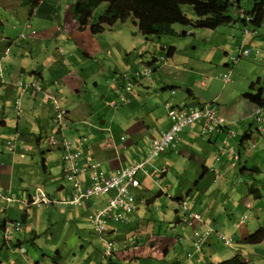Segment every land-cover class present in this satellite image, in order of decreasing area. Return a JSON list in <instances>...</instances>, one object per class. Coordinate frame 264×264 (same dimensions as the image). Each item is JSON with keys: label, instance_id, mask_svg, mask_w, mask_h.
<instances>
[{"label": "crops", "instance_id": "0c3cea01", "mask_svg": "<svg viewBox=\"0 0 264 264\" xmlns=\"http://www.w3.org/2000/svg\"><path fill=\"white\" fill-rule=\"evenodd\" d=\"M34 1L0 0V59L4 56L7 49L10 50L9 55L2 62L3 68L0 71V193L4 195L12 194L18 199L16 201L18 203L10 205L0 202V264H22V260H26L24 255H22V252H26L25 244L29 241L31 242L30 245L37 248L39 247L37 244L38 239H43L44 237L50 238V242L48 241L47 243V250H43L45 257L51 259L49 264H151L143 262L145 257H143V254L138 253L139 248L149 243V237H156L162 240L167 238V236L171 237L172 240L163 251H158L154 243L152 247L155 252L149 254L147 258L154 257L157 264H167L168 261L170 264H200V262L194 261L196 259L194 258L195 255L193 259L186 258L188 253L196 254L192 246V229L184 222L181 208L182 201L187 199H191L190 203L193 210L203 215L205 225L221 232L227 227L230 228L232 235H236V244L227 251V255L232 254L231 250H234L232 256L240 253L244 258L252 262L251 256L254 255L258 256V263H264V245L259 247L241 243V240L250 235L256 226L262 227L260 216L257 218V225L255 222H249L245 227L238 229V219L246 214H238L236 216L233 212V210L247 211L248 209H254L256 206L250 200L253 198L250 187L258 189L254 186L257 181L249 180L245 182L243 175L249 174L241 172V168H257L261 172V168L256 164L257 159L262 160V156L260 153L252 151L251 145H253L252 141L256 132L260 137H263L259 131V126L252 117L255 105L243 98L246 92H239L237 86L231 89L230 99L225 107L219 105L223 95L215 98L208 97L211 87L205 85L206 80H202L200 83V87H205V90L200 89L201 92H196L195 90L199 89L197 86L199 85L198 81L192 82V84L184 81L185 87L190 86V88L185 90L186 95L182 97L180 96L182 91L180 92V87L176 83L167 80L160 88L154 80L153 74L150 84L149 81L139 82L134 91L127 96L129 103L137 107L140 106L138 101L142 94H146V96L151 92H156L157 94L159 89L163 92H170L171 98L175 99V104L168 103L175 108L196 109L213 104L217 107L219 114L227 119V130H231L237 135V138L233 140V145L241 155V159L235 161L234 156H225L222 157L220 163L216 164L214 163V157L220 150L221 142L224 139L223 134L204 137L201 135L198 126L188 127L180 135L177 148H171L165 154L152 160L146 167L147 174H140L141 178L145 176L162 182L166 181L170 175L176 179L181 178L174 186L176 190L180 191L179 195L181 196L179 198L181 199L172 197L176 203V216L174 220H171L170 217L168 221L170 235H168L169 233H156L154 229L150 230V222L148 221L147 224H143L144 217L148 215L147 212L150 211V205L154 202V199L147 197L148 194L142 190V179L138 195L146 201V206L142 205L140 207L129 224L117 225L111 222L108 226L105 238L109 237L118 245L119 243H124L123 248L125 250L123 252L119 248L118 252L111 257L108 255L104 256L105 254L96 248L94 252L87 251L84 246V244H89L86 224H89L93 232L94 229L92 230L89 220L100 207L107 203L106 197L92 200L80 206L51 204L37 208L29 205L31 196L39 192L48 194L49 197L56 199V201H64L66 197L72 194L70 184L62 185L56 191H53L57 183V177L60 176L62 181L64 179L61 167L62 153L59 150L50 146L49 150L54 153L51 154L48 150L47 160L44 159L46 161V173H48L51 163L54 173L52 175L54 178L46 182L47 187L45 188L38 182L33 186L25 181L29 174L26 171L27 165L24 163V158L25 154L30 151L25 152L24 149L40 152L47 133L52 134L53 99H56L54 97H58L65 105V109L68 110V121L72 120L71 118L79 121L77 114L81 111L83 104L78 103L76 100L73 101V106L78 108L72 113L68 101L70 98L81 97L87 85L86 81L95 79L93 74L86 76L83 70V63L86 60L91 61L100 58L99 66L105 67L107 65L106 62H108L105 58L113 54V44L119 40V35L115 33V30L123 29L119 25L121 22H118L114 26L107 28L103 33L93 35L88 27L84 30L80 29L78 21L75 19L73 9L78 0H38L37 5L33 7L32 3ZM237 5L241 8V3L238 0ZM93 20L95 21L96 19L93 17ZM134 25L136 24L134 23ZM2 26H5V28ZM237 26L239 29H233L234 32L228 31V38L224 39L225 41L222 44V47L227 48L224 51L225 56H232L230 62L225 64V68H228L229 64L232 63L235 55L239 56L238 49L245 24L241 21ZM22 34L25 35L23 39H21ZM192 34L194 35L195 33ZM263 38H253L252 46H261ZM229 40L232 42L228 43ZM165 48H167L166 44L164 45ZM217 49L212 48L214 52ZM157 57L155 56L145 66H152L154 73L170 70L174 62L164 60L165 57L162 54L160 59ZM150 63L152 64L149 65ZM187 65H191L190 68L183 69L182 72L183 74L184 72H190L186 75V80L188 81L191 77L199 74V66L198 63L192 64V62ZM109 68H111V65H109ZM100 72L99 69L98 73ZM120 74H117V76L109 74L111 78L106 79L109 83L107 87L108 94L106 95L109 98L106 102L118 97L120 85L117 84L116 86V80ZM21 75H24L22 82L25 86L32 82H39L42 91L34 95H30V89L27 92H23L16 85ZM256 80L262 81L261 77ZM172 91H175V93L173 94ZM134 99L136 100L135 102H133ZM17 101H19L18 108L16 107ZM94 124L95 126H92L89 130V144L84 149V152L85 154L93 155L96 161L101 164L102 170L107 174H114L118 169L128 167L144 157V150L137 151V148H140L139 139L142 135V130L140 134L133 138L134 141L121 142L119 138L118 144L116 145L115 143L113 147L108 149L106 145L110 136L107 137L106 135L108 129L103 126L99 127L97 123ZM103 124L105 122L101 123V125ZM170 125L171 120L168 117L167 110L164 109V114L156 118L154 128L148 127V130H152L154 132L152 136L156 135L155 139H159L161 134L170 128ZM253 130H255V133ZM60 136L58 138L62 139L63 135L61 134ZM244 137L247 139L242 140ZM17 141H23L27 146L21 145ZM9 150L10 152H8ZM244 151L251 155L245 163L244 157L246 154H244ZM57 153H60V155H57ZM27 158H29V155L25 159ZM251 158L256 159V164L249 168L248 162ZM212 164L215 166V172L210 170ZM198 173L199 176L194 182H189L185 179L188 177L195 178ZM183 179L187 181L185 182ZM205 179L208 183L210 180L212 181L210 187L207 185L208 183H204ZM172 183L170 182V185ZM17 187L20 190H17ZM163 190L166 192L167 190L170 191L171 188L161 189L160 195L164 194ZM32 209L37 210L34 215H32ZM47 212H56L59 219H56L54 223L49 222L53 228H45L46 223L43 222L40 227L42 230L41 234L37 230L39 228L38 223L41 221H36V219L40 216L43 220ZM21 213L22 219L19 218ZM166 218L167 216H165ZM48 220L52 221L51 219ZM15 224L21 226L20 231L14 235L12 241L6 239L5 231ZM179 226H183L181 232L176 230ZM54 228L56 229L55 231ZM216 243L221 242L213 232L206 238L202 254V257L207 256L210 258V264L215 263L213 260L219 257H232L225 256L223 251L214 250ZM102 247L104 248V246ZM54 251L55 260L52 257ZM9 252L13 254V258L7 261L4 258V254H9ZM26 254L29 257L27 263L31 264L34 256L29 251ZM180 254L182 255L180 256ZM196 257L198 258L200 255L197 254Z\"/></svg>", "mask_w": 264, "mask_h": 264}, {"label": "rangeland", "instance_id": "374dc122", "mask_svg": "<svg viewBox=\"0 0 264 264\" xmlns=\"http://www.w3.org/2000/svg\"><path fill=\"white\" fill-rule=\"evenodd\" d=\"M241 3V7L247 10H251L253 7V1L254 0H239ZM26 3V2H25ZM108 5V4H107ZM107 6L105 3L101 4L99 7H97L93 12V17L95 19L98 18L99 14H102L106 10ZM183 12L189 17V18H196V12L191 5H183L182 6ZM234 14V13H233ZM234 16V15H233ZM120 23V22H119ZM120 27H123V29H116L115 33H118L119 40L116 41L113 45V54L105 58L106 66L101 67L99 66V60L93 59L91 61L86 60L83 63V70L86 73V76L88 74H93L95 79H91L86 81V88L82 92L81 97H77L74 99H69L68 103L71 109V112H75L78 107L73 106V101H77L80 104H83V107L81 111L77 114V117L79 121L71 118L72 120H65L64 126H63V136L66 139H73L76 136H79L81 134L83 135H89V130L92 128V126H95L94 123L100 124L105 122L103 124V127H106L108 131L106 132L107 141L112 140L113 144H118L119 138L121 142H131L134 141V137L137 134H140V131L142 133L140 137V148H137V151H143L145 152L147 146L151 141H153L157 136L154 134L152 130H148V127L151 129L154 128L156 125V118L159 117V115L164 114L165 105L170 102L171 104H175V99L171 98L170 92L166 91L163 92L160 89L156 92H151L147 96L146 94H142L140 97V106H133L130 103L123 104L120 109L115 110L112 109L110 106L107 105V100L109 97L106 95L107 87L109 86V83L106 81V79L111 78L109 74H112L113 76H117L119 73H123L127 70H138L145 67V64L148 62H151L155 56H158L157 58H161V54L163 57H165L164 60H168L170 62H174L170 70H165L164 72H157L154 73V80L158 84V86L161 88L167 80L176 83L177 86L180 87V96L185 97V90L190 88V86L185 87L184 81L188 84H192V82H197L199 85V89H195L196 92H201L200 89L205 90V87H200V83L202 80H206L207 87L210 86V90L208 93V97H216L219 96L222 97V99L219 101V105L226 106L230 97L229 94L231 92V89L237 86V89L239 92H247L250 90L249 86L253 82H256L258 77H261L262 79V86L264 87V64L260 62V60L255 59L254 55L251 57H244L239 60V62L236 65L232 66L233 69V80L234 82L232 84L224 85L221 81L222 75L228 71V68H225V64L230 62L231 57L225 56L224 51L227 50V48L222 47L223 42L228 38L227 34L228 31H233V29H239L238 23L236 24H230V25H224L216 30H210V29H197L194 30L190 26H183L180 24H176L174 26V29L177 32V36H162L161 38L157 37H146L142 36L139 32L138 26L134 25V22L127 21L126 23L119 24ZM5 28V26H2ZM240 27V26H239ZM192 33H195L194 35ZM149 39V40H147ZM225 39V40H224ZM170 41V42H169ZM232 42L229 40L228 43ZM167 45V48L164 49V45ZM173 46L174 54L173 56H168L167 52L169 48ZM211 48V49H210ZM212 48L217 49L216 52L212 50ZM9 50V49H7ZM10 52V50H9ZM176 54V55H175ZM9 55V54H8ZM7 55V56H8ZM6 56V57H7ZM235 58L238 57V55L234 56ZM114 58V59H113ZM234 59V58H233ZM163 61V60H162ZM195 64L198 63V73L195 77H191L190 80H186V75L190 72H182L183 69H189L191 65L187 64ZM109 65H111V68H109ZM100 69V73H98ZM93 71V72H92ZM178 79V80H175ZM111 80V79H109ZM182 80V81H181ZM157 86V87H158ZM106 96V97H104ZM113 97V95H111ZM167 100V101H166ZM136 100L134 99L133 102ZM168 103V104H170ZM91 113V115H90ZM74 116V115H72ZM101 119V120H99ZM97 126V125H96ZM145 128V129H144ZM91 132V131H90ZM255 133V130H253ZM114 135V136H113ZM47 137L50 136L49 133L46 135ZM59 137L60 134H58ZM47 137L44 139V144L40 149V152H33L34 150H25V152L30 151L28 154H25V158L29 155V158H24V163L26 166V171L29 174L25 181L28 182L30 185L35 186V184L38 182L43 187H47L46 182H49V179L54 178L52 175H54L52 170V163L49 165V171L46 173L44 167H43V160L46 159V155H48V150L50 145L47 142ZM124 138L122 140L121 138ZM49 138V137H48ZM50 140V139H49ZM252 144L257 147L256 149L253 148L252 151L256 153H260L262 156V160L251 158L248 162V167L252 168L255 166V164L261 168V172H256L252 176L251 175H243V179L245 182L249 180H255L256 185H254L256 188L259 189V191L262 194V198L260 199H254L251 198V202L256 204L254 209H248L247 211L244 210H233L235 215L238 214H246L248 217L247 223L249 222H255V224H258V216H260V221L262 222L261 225L264 227V136L260 137L258 133L256 132V135L254 136V140L252 141ZM12 148V147H11ZM10 148V149H11ZM48 151V152H47ZM10 152V150L8 151ZM54 153V152H53ZM51 153V154H53ZM238 153V152H237ZM13 154V153H12ZM45 154V155H44ZM50 154V153H49ZM239 154V153H238ZM245 157H244V163L246 160L248 161V157H251V155L248 152L244 151ZM57 155H60V153H57ZM10 156V155H8ZM7 160V159H6ZM56 166V164H54ZM147 174V173H146ZM199 176V173L197 174V177L195 178H185L189 182H194L195 179H197ZM210 176V175H209ZM150 177L143 176L141 179L143 180V188L142 190L150 195L147 197L153 198L154 202L151 203V209L146 217H144L143 224H147V221L150 222L149 228L150 230L154 229L156 233L161 234H168L170 235V229H169V218L171 217V220H174L176 214H175V206L176 203L173 201L172 197L179 198L180 191L176 190L174 186L178 183V181L181 179H176L173 176H169L166 181H158L153 179H149ZM179 178V177H178ZM183 179V180H185ZM57 183L56 186H54L53 191H56L57 188H59L62 185H66L63 179L57 177ZM185 180V182L187 181ZM170 182H173L172 185H170ZM212 181L208 183L207 180H204V183H208L207 185L210 187ZM164 188H171L170 191H164L163 195H160V190ZM253 188V187H252ZM246 189V187H245ZM17 190H20L19 187H17ZM149 190V191H147ZM12 197H14L12 194H9ZM169 195V196H168ZM156 197V198H155ZM146 199V198H145ZM191 199H187V201H190ZM139 201L141 206H146V201L139 197ZM18 203L13 202L11 204ZM140 206V207H141ZM33 213L35 214L36 209H32ZM262 211V212H261ZM165 216L167 218L165 219ZM19 218L22 219V213L19 215ZM236 218V217H235ZM48 219H51L52 221H49ZM56 219H59V216L56 212L49 213L47 212L45 214V217L42 218L39 216L37 220L41 221L38 223V232L42 234L41 226L44 223H46L45 228L50 227L49 222L54 223ZM111 224V222H110ZM118 225V224H117ZM120 225V224H119ZM56 226V225H55ZM92 228V227H91ZM259 226L255 227L251 234L256 232L258 230ZM87 229V235H88V243L84 244L85 249L87 251L94 252V249L96 248L103 254L106 252V246L104 239H109V237L105 238V235L100 236L97 234L93 228V232L91 231L89 224H86ZM56 229L54 228V231ZM178 232H181L183 230V226H179L176 229ZM151 232V231H148ZM223 233L226 236H232L230 228L225 227L223 230ZM234 234V233H233ZM234 236V235H233ZM236 236V235H235ZM234 236V244L231 247L225 246L221 241V243H216L214 245V250L217 251H223L225 256H232L234 254V250L232 251V254L227 255V251L230 250L232 247L236 244V237ZM110 240V239H109ZM171 237L167 236L165 239H157L156 237L152 238L149 237L148 242L146 243V246H142L139 248L138 253L143 254V262H148L151 264H157L154 260V257L147 258L149 254L154 253L155 250L153 249L152 245L155 243L156 248L158 251H163V249L168 245V243L171 241ZM48 241L50 242V238H39L38 239V246L35 248L34 246L30 245L31 242H27L25 244L26 252L29 251L34 256L33 262L31 264H49L50 260L48 257H45L43 250L46 251L48 248ZM124 243H117V251L120 248L121 251H125L123 248ZM264 245L263 243L255 246L261 247ZM104 246V248L102 247ZM137 247V245H136ZM95 249V250H96ZM22 252V255H24L26 260H22V264H28V256L27 254ZM10 255V256H9ZM55 251L52 253V257H54ZM182 254H180L181 256ZM197 254H195L194 261L200 262V264H210L207 256L202 257H196ZM173 256V254H172ZM171 256V257H172ZM170 257V258H171ZM185 257V255H184ZM234 257V256H232ZM232 257H219L218 259H214L213 261L219 262L226 259H230ZM252 262L254 264H264V263H258L259 259L258 256L252 255ZM5 260L9 261L11 258H13V254L11 252L4 254ZM180 258V257H178ZM187 258V256H186ZM167 264H170L169 261Z\"/></svg>", "mask_w": 264, "mask_h": 264}, {"label": "built area", "instance_id": "2783aa9c", "mask_svg": "<svg viewBox=\"0 0 264 264\" xmlns=\"http://www.w3.org/2000/svg\"><path fill=\"white\" fill-rule=\"evenodd\" d=\"M262 31H264V29H262ZM259 34V30L254 31L248 27L244 28L238 49L239 56L232 59V64L235 65L241 57H249L252 54L256 56L261 55V49L252 46L253 38ZM23 38H25L24 34L21 35V39ZM8 54L9 50H6L4 56L0 59V71H2L3 68L2 62ZM152 74V66H145L138 70L130 69L121 73L116 80V86L117 84L120 85L118 98L124 102L125 96L127 97V95L133 92L138 82L149 81L150 84ZM23 76L24 75H21L16 83L23 92H27L30 89V95H34L42 91L39 82H32L28 86H25L22 82ZM232 77L233 69L229 68L228 71L222 75L221 80L223 83L228 84L232 82ZM173 93H175V91H173ZM109 106L116 108V100L111 101ZM16 107H19V101L16 102ZM167 107H169L168 103ZM57 109H59L58 106ZM64 114L65 111L60 109L58 117L54 119L55 122H57L56 127H59ZM169 115L173 122L172 127H170L168 131L163 132L159 139H154L149 143L144 152V157L128 167L118 169L111 175L103 171L101 164L96 160L94 161L90 154L86 158V165L81 169H77L76 160L83 155L81 149L86 140L79 138L73 142H64L63 145L68 152L65 159L68 161L72 171V175L69 176L68 179L74 182L72 196L64 199V201H56V199L47 196L45 193L39 192L31 196L29 205L37 208L51 204L80 206L92 200L106 197L107 203L103 207H100L89 220L94 231L100 236H103L107 233L110 222L120 225H127L131 222L141 206L138 195V190L141 187L140 174H146V167L152 160L166 153L171 148H177L180 135L184 129L198 126L201 135L204 137L226 134L223 140L222 154L216 157L214 163H220L224 156L236 155V149L229 143V139L234 138L236 133L227 130L228 121L219 114L215 105L209 104L196 109H173ZM252 117L256 123L262 125L260 131L264 136V107L256 105L252 112ZM49 139L53 144H56L58 141L56 137H50ZM121 139L124 140L123 137ZM106 145L107 148L110 149L114 144L113 141L110 140L107 141ZM251 147L256 148L254 144L251 145ZM235 161H238V159L236 158ZM210 170L215 172V166L213 164L210 166ZM86 174H89V186H86ZM83 175L84 177L81 178ZM2 201L11 204L15 202V199L9 194L4 195L0 193V202ZM181 208L184 222L193 230L192 246L196 254L200 256L203 254V246L206 243V238L213 232L216 234L217 239L225 246L231 247L234 244V236H226L223 232L215 231L211 227L205 225L203 215L193 210L189 201H182ZM245 221L246 219L244 217L239 219L237 228H241L245 224ZM20 229L21 226L19 224H15L7 229L5 231L6 239L11 240ZM198 236H200V239L197 238ZM104 241L106 246L104 256L108 255L111 257L117 251V243L109 239H104ZM194 255L193 253H188L187 257L193 259Z\"/></svg>", "mask_w": 264, "mask_h": 264}, {"label": "trees", "instance_id": "16d2710c", "mask_svg": "<svg viewBox=\"0 0 264 264\" xmlns=\"http://www.w3.org/2000/svg\"><path fill=\"white\" fill-rule=\"evenodd\" d=\"M37 3H38V0H35L32 3L33 7H35ZM103 3L108 4L106 10L102 14H100L99 17L94 21L93 12L97 7H99ZM253 3L254 4H253L252 9L247 10L242 7L240 8L237 5V0H78L77 3L74 5L73 11H74L75 19L78 21V24L80 26V29L84 30L86 27H88L91 34L93 35H98V34L103 33L107 28L114 26L118 22L126 23L127 21H131V20L136 25H138V28H139L138 30L142 36L157 37V38H161L162 36H177V32L174 29V26L176 24H180L183 26H190L195 30L197 29L216 30L217 28L221 26L230 25L233 23H239L242 21V23L245 24V27H248L254 31L255 30L260 31V34L257 35L256 37H264V31H262V29H264L263 27L264 26V0H254ZM183 5L193 6L196 12V18L194 19L189 18L182 10ZM263 45H264V38H263V44L259 46L262 52L261 55L260 56H256L255 54H252V55H254L255 59L260 60V62L264 64ZM174 50L175 49L173 47L169 48L168 56L170 57L173 56ZM241 58H244V57H241ZM241 58L238 59V62ZM151 64L152 63H150L149 65ZM233 65L234 64L232 63L229 64L228 69L229 68L232 69ZM232 82H233V77H232ZM137 84H139V82L136 83V85ZM54 98H56V99H53L54 117L51 122L53 125V132L49 136V138L56 137L58 141L56 144H53L51 143L49 138H47V142L53 149H57L62 153L61 167H62V172L64 174L63 182H65L66 185L70 184V187L73 190L74 182L68 179L69 176L72 175V171H71V168L69 167L68 161L65 159V156L67 155L68 152L65 149V146L63 145V143L73 142L74 140L79 139V138H83L86 140V142L83 144V147L81 149L83 155H81L76 160V168L81 169L82 167L86 165V158L89 155V154H85L84 152V149L87 148L89 144V136L79 135L70 140L66 139L64 136L62 137V139L58 138V134L63 135L62 130L64 126V121L68 119L67 117L69 115L68 114L69 112L67 109H65L66 108L65 105L62 103V101L58 97H54ZM243 98H245L248 102H250L251 104L255 106L257 105V106L264 107V87L262 86V81L253 82L250 87V90L244 93ZM114 100H116V108L114 107H111V108L115 110L120 109V107L123 104L129 103V99L126 96H125L124 102H122L118 97ZM111 101L107 102L108 106ZM57 106L59 107V109H57ZM165 108L167 109V114L169 118H170L169 114L173 109H180V108H175L171 104H169V107H167V104H166ZM60 109L64 110L65 114L63 116V119L61 120V123L59 124V127H56L57 122H55L54 119L58 117ZM97 124L99 127L102 126L100 122ZM172 124L173 122L171 120L170 127H172ZM256 124L259 126V131H260L262 125L258 123ZM222 136L225 138L226 134H223ZM235 138H237V135L234 138L229 139V143L233 147H234L233 140H235ZM246 139H247L246 137L242 138V140H246ZM223 140L221 142L220 150L217 152V154L214 157V161L218 155L222 154ZM17 143L27 146V144L24 143L23 141H17ZM49 152L53 153V151H50V150ZM91 157L93 158L94 161L96 160L93 157V155H91ZM236 158L238 159V161L241 159V155L238 154L237 152H236ZM43 163H44L43 167L46 170V161L43 160ZM241 172L247 173L252 176L253 173L259 172V170L257 168H253V169L241 168ZM83 177L84 175L81 178ZM85 177L87 180L86 186H89L90 185V178H88L89 174H86ZM66 185H63V186H66ZM250 192L254 199L262 198V194L259 191V189H254L250 187ZM46 195L48 196V194ZM71 196L72 194L66 197L65 199L70 198ZM12 198L15 199V202L18 201L16 197H12ZM2 202L7 204L4 201ZM7 205H10V204H7ZM242 217H244L246 221H245V224L241 228L246 226L247 220H248L247 215H242L239 219H241ZM13 238L11 239V241L13 240ZM263 241H264V227H260L253 234H250L247 237L243 238L241 240V243L244 245H259ZM54 260H55V257H54ZM211 264H253V263L250 262L248 259L244 258L240 253H237L236 255H234V257L230 259H226L218 263H211Z\"/></svg>", "mask_w": 264, "mask_h": 264}, {"label": "bare ground", "instance_id": "6f19581e", "mask_svg": "<svg viewBox=\"0 0 264 264\" xmlns=\"http://www.w3.org/2000/svg\"><path fill=\"white\" fill-rule=\"evenodd\" d=\"M234 159H236V155L234 156ZM192 233H193V230H192ZM197 238L200 239V236H198ZM205 244H206V243H205ZM205 244H204V246H203V249H204V247H205Z\"/></svg>", "mask_w": 264, "mask_h": 264}, {"label": "clouds", "instance_id": "9594fccd", "mask_svg": "<svg viewBox=\"0 0 264 264\" xmlns=\"http://www.w3.org/2000/svg\"><path fill=\"white\" fill-rule=\"evenodd\" d=\"M191 207H192V205H191ZM193 209V208H192ZM196 211V210H195ZM92 227V226H91ZM109 228V227H108ZM107 232H108V230H107ZM107 234V233H106ZM188 255V254H187ZM188 258V257H187ZM188 259H190V258H188Z\"/></svg>", "mask_w": 264, "mask_h": 264}]
</instances>
